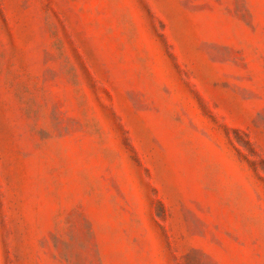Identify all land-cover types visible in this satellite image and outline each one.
<instances>
[{
  "label": "rangeland",
  "instance_id": "obj_1",
  "mask_svg": "<svg viewBox=\"0 0 264 264\" xmlns=\"http://www.w3.org/2000/svg\"><path fill=\"white\" fill-rule=\"evenodd\" d=\"M0 264H264V0H0Z\"/></svg>",
  "mask_w": 264,
  "mask_h": 264
}]
</instances>
